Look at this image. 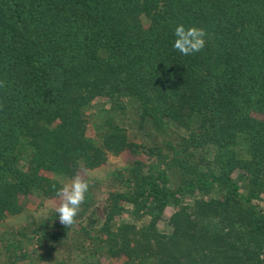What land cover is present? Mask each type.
Instances as JSON below:
<instances>
[{
  "label": "trees",
  "instance_id": "1",
  "mask_svg": "<svg viewBox=\"0 0 264 264\" xmlns=\"http://www.w3.org/2000/svg\"><path fill=\"white\" fill-rule=\"evenodd\" d=\"M0 82V223L111 154L149 160L69 228L4 232L3 264H264V0H0Z\"/></svg>",
  "mask_w": 264,
  "mask_h": 264
},
{
  "label": "rangeland",
  "instance_id": "2",
  "mask_svg": "<svg viewBox=\"0 0 264 264\" xmlns=\"http://www.w3.org/2000/svg\"><path fill=\"white\" fill-rule=\"evenodd\" d=\"M142 20L145 26H149L151 20L147 15H142ZM97 105V103H96ZM95 105V106H96ZM157 130H149L148 133L151 135H155ZM161 139V137H160ZM136 159L143 160L148 162V156L145 154L134 155L130 150H126L120 154L114 155L111 154L106 163H104L101 167L96 169H81L75 175H79L83 179H85L89 185H91V190L95 198V203L97 205H102L106 198L108 197L109 192L113 189V185L111 183L110 174L114 170L119 167H124L127 165H131ZM74 176V177H75ZM72 178L63 179L64 184L70 183ZM60 203L59 197H49L43 198L39 196L38 193L31 195L28 199L25 200V204L27 206V213L20 215H10L6 217L0 223V237L6 231L12 232L15 229H19L20 227L30 224L32 218L30 219L28 216L32 215L34 220H38L40 218H45L50 216L52 213L57 212L56 208ZM6 255L4 253H0V264H3ZM111 264H124V262L120 259H113L109 261ZM24 264H49L41 263L39 260H36L31 263V261L23 262Z\"/></svg>",
  "mask_w": 264,
  "mask_h": 264
},
{
  "label": "clouds",
  "instance_id": "3",
  "mask_svg": "<svg viewBox=\"0 0 264 264\" xmlns=\"http://www.w3.org/2000/svg\"><path fill=\"white\" fill-rule=\"evenodd\" d=\"M174 35L176 37L173 44L174 49L185 56L202 51L206 45V30L199 26L186 27L184 24H179L175 27ZM0 86H3V82H0ZM88 190V182L79 175L57 190L56 195L60 203L56 211L61 224L69 228L76 222L75 218L80 206L85 202ZM259 260L264 261V253L259 255Z\"/></svg>",
  "mask_w": 264,
  "mask_h": 264
}]
</instances>
